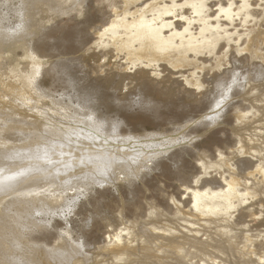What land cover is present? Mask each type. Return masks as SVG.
Instances as JSON below:
<instances>
[{
	"label": "bare ground",
	"instance_id": "obj_1",
	"mask_svg": "<svg viewBox=\"0 0 264 264\" xmlns=\"http://www.w3.org/2000/svg\"><path fill=\"white\" fill-rule=\"evenodd\" d=\"M74 1L0 0V264H264V250L259 254L254 245L255 239L264 238V229L254 235L238 213L248 200L264 195V96L252 77L248 79L250 74L264 75V0H104L113 2L105 5L109 14L92 27L85 49H97L103 62L109 57L120 60L119 77L109 73L120 78L123 91L132 83L126 70L141 76L138 98L150 101L146 93L157 85L162 90L165 82L166 92L203 90L210 111L202 118L217 116L221 105L238 95L230 130L234 144L229 148L238 159L232 161L233 156L219 149L213 161L200 156L195 166L201 172L179 185L180 199L168 198L171 212L149 206L143 219L117 222L114 216L115 222L106 220L108 231L90 251L75 232V219L68 227L67 215L81 188L90 192L85 190L89 185L126 177L135 190L133 179L148 176L151 170L142 172L159 165L167 172L160 159L176 161L191 140L183 142L187 129L180 132L182 143L178 136L153 131L142 137L128 129L118 133L121 119L102 112L94 99L96 86L86 83L87 78L79 81L81 76L76 78L68 65L54 63L52 48L40 53L33 29L54 23L57 7L69 13ZM41 76L48 77L47 87ZM123 91L121 96L127 94ZM112 98L102 104L116 100ZM165 114L157 113L153 120ZM141 116L151 119L143 112ZM211 169L221 171L217 178L210 176ZM64 172L68 176L55 178ZM53 176L54 181L48 179ZM56 217L63 223H52Z\"/></svg>",
	"mask_w": 264,
	"mask_h": 264
},
{
	"label": "rangeland",
	"instance_id": "obj_2",
	"mask_svg": "<svg viewBox=\"0 0 264 264\" xmlns=\"http://www.w3.org/2000/svg\"><path fill=\"white\" fill-rule=\"evenodd\" d=\"M91 1H92V3H91ZM97 1L100 2L101 0H94V1L93 0H75L73 3L74 6L69 10V13L65 12V10H67L65 7L64 8L63 7L62 8L57 7L54 11L55 15L53 17L56 22L54 21V23H52L53 25L49 24L50 27L48 24H46V26L48 28L46 26H43L44 28L41 26L42 28L33 29V25L29 24V25H31V27L29 26L30 27L29 29H33V31H34L33 33H35L34 38H35V41H37V42H35V45L37 47H40V53L46 55L47 51H45L44 48H52V52H50V54L53 53L54 54L53 57L56 58L54 63H56L59 66L68 65V67H70V70L75 73V76L78 74L77 76L79 79L81 76V79L79 81L82 80V77H83V79L87 78L88 81L86 79V83H88L92 88H95V86H96V88L93 89L94 91L96 90L95 92L97 93L95 95L96 97H94V99L96 101V104H98L102 107V112L104 114H106L107 116H109L108 114H110V116H113V117L116 116V117H119L121 119L120 121H117V129H118V131H121V132H118L116 130L118 133H123L125 131L124 132L125 134L128 132H130L129 134L137 133V135L135 134L136 136L142 137L143 133L145 131H153V132H157L160 136L162 133L164 136L171 137L174 135L173 137H177V136L179 137V135H181L180 132L182 133V131H183L186 134L187 133L186 129H187V130H189L187 135L191 137V136H193V133H194V136L197 137V139L195 137L194 138L191 137L192 139H190V137H188L186 135L187 138L186 139L183 138V142H185V141L187 142L188 139L191 140L190 142H188V144L190 145V146L189 145L188 146L190 148H188V150L179 159L176 160V158L173 157V160H176V161H172V159H168L169 157H167V156L163 157L162 160L160 159L161 163L168 166L167 172L163 173L162 170L160 169L161 165H159L155 168L153 167L150 169H146L145 172H142V174L143 173L146 175L149 174L148 175L149 177L148 176L142 177V175L139 174L140 176H137L136 179L132 180V184L135 185L134 188H136L135 190L132 189V185H130L131 183L129 181H127L128 183H126V180H128L126 177H124V178L119 177V179L117 177L116 179L109 180L108 183L93 184V186L89 185L87 187V189H85V190H89V191L91 190L90 192L83 191V188H81V190H80L81 193H80V195L77 196L78 197L77 204H76L75 208L67 215L68 216L67 218H69V220H70V225L68 227H71L73 225V222L75 219L74 224L77 225L75 228V232L77 234L78 233L80 234V236L82 237V240L85 242V245H86L85 249L88 248L87 249L88 251L92 250L93 247H95V245H97V243L101 242L102 238L105 236L104 233H106L108 231V229L105 226L107 223L106 220H111V221L115 222L114 216L117 217V222H120V218L122 220L121 222L125 221L126 219H132L134 217L138 220L143 219L144 214L147 211L149 206L154 207V209L157 212H164V213L171 212L172 209L170 208V206L168 204V198L173 195L175 198L180 199L183 190L181 189V187L179 185L182 183H185V182L189 183L194 175H197L201 172V169L197 168V166H195V162L197 159L200 158V156H203V157L206 156L207 160L213 161V160H215L216 155H217L216 152L219 149V151L223 150L221 152H224L223 153L224 155H226V156L228 155V157L233 156L232 161H236L238 159L234 156L235 153L232 152L233 150L229 149L234 144L233 135H232L233 131H230V130H231V128L233 130V116H232L233 112L232 111H233L234 107H236L238 105V103H237L238 95H237V97H234L233 99H228V101L226 100L223 107L221 105V109L218 112L219 114L217 116H211V117L206 116V117L202 118V116H200L201 114L204 115L205 111L206 112L210 111V107H208L205 104V101H204L205 98L203 97V95H204L203 90L201 92L192 93V94H189L187 92L185 93L182 91L166 92V91H164V89H165V86L168 84V82L164 81L167 84L165 85V83H163L165 85L162 88L163 91L159 90L160 85H157L158 87L154 86L156 90L153 89L152 91L149 92V94L146 93L147 97L149 96L147 99L150 98L149 99L150 101H147L145 98H142V97L138 98V96H136L139 93V91H141L143 88L142 83L140 82L142 80H139V79H141V76H139L138 74L135 75V73L130 72V71H133L132 69H130V70H126V71L129 73V75H131V76H128V80L131 79L130 81H132V83L128 89L123 91L121 86H119L120 84H118V82H121L120 78H118V77H119V74H121V72H122V64H120V60L114 61V60H112V59H114L113 57L112 58L109 57L108 59H106V62L105 61L103 62L101 60V56H100L99 52H97V49H95L94 47H91L92 50H86L85 49L89 45L88 44L89 40H91V38L93 37V33L91 32L92 27L95 26V28H96L97 24L100 25L103 21L106 20L108 14H109V7L112 5L111 3H113L114 1L116 3L119 2V0H111L113 2L109 1L110 3L109 2L106 3L104 0H102L101 3L99 4V2H97ZM103 1L105 3H102ZM106 4H108L110 6L108 8H106V6H105ZM101 7H103V8H101ZM102 12L104 13L103 15H102ZM12 21H13V19H12ZM38 31H41V33H39V35H38L40 37V39H38L39 37L36 36ZM80 31H82V32H80ZM79 34H80V36H79ZM78 42H79V46H78ZM62 54H65L66 57L60 58L59 55H62ZM46 59L49 60L50 58L47 57ZM66 62L68 64H66ZM245 69H246V67L243 70H245ZM113 71H115V73L116 72L119 73L118 75H117V73L115 74L116 76H118L117 78H114L115 75H112ZM109 72H111L112 74ZM77 76H76V78H77ZM250 76L252 77V79H250ZM114 79L115 80L117 79V80L115 81ZM133 79L134 80L138 79L139 81L137 80L134 82ZM147 79H149V78H147ZM246 79H247V76H246ZM248 79H250L252 84H256V87H259V90L258 89L257 90L259 92H261L264 96V75L253 78L252 74H250V75H248ZM254 79H255V81H254ZM41 80H42L41 84H43L45 87H47L50 83L47 76H44V78L41 76L39 81L41 82ZM90 80L92 81V83ZM112 80H114L115 83ZM83 81H81V82H83ZM147 81H149V80H147ZM201 81H204L203 76L201 77ZM93 82H95L94 86H92ZM110 82H112V83H110ZM136 82H137V85L135 87ZM253 82H255V83H253ZM84 83H85V81H84ZM139 83H141V84H139ZM122 91L125 93L127 92L126 95L125 94L123 95L124 97L121 96ZM160 91L163 93H161ZM241 91L242 90H240V92ZM158 92H160V93H158ZM171 92H174L175 96H174V94H171ZM157 93H158V95H157ZM167 93H169V94H167ZM130 94H132L133 96L131 95V97H130L129 96ZM160 94H161V96H160ZM164 94H166V95H164ZM182 94L184 96L183 98L181 97ZM111 96L113 98L114 97L116 98V100L110 101L112 103V105H111V103H105L107 105L102 104V102H106V100L109 97L111 98ZM135 96H136V99L134 100ZM196 96H198V97H196ZM132 97H133V100H131ZM166 97L171 98V99L168 100V98H166ZM165 98H166V102H165ZM197 99H198V101H197ZM191 100L193 103L190 102ZM230 100H231V103H230ZM234 100H236V102ZM43 102L48 103L49 100L47 101L46 99H44ZM117 102L119 104L121 103V105H119ZM158 102H159V104H158ZM113 104L115 107L113 106ZM122 104H123V106H122ZM125 105H127V106L125 107ZM178 105H180V107ZM194 105H196V106H194ZM104 106H106V107L109 106V107L106 108ZM121 106H122V108L124 107L123 110H122ZM185 106L187 109L185 108ZM103 107H104V109H103ZM177 107H178V110H177ZM189 107H191V108H189ZM100 108L98 109L99 111L101 110ZM110 108H112V109H110ZM115 108H117V109H115ZM126 108H128V109H126ZM204 108H206V110H204ZM105 109H108V110H105ZM196 109H198V110L196 111ZM202 109L204 110V112ZM189 110H190V112H189ZM123 111L126 114H124ZM191 111H193V112H191ZM112 112H114V113H112ZM131 112H133V113L135 112V115L132 114ZM141 112L145 113L146 116L148 115V118H151V119L148 120V119L144 118L143 116H141ZM197 112L199 113V115H197ZM99 113H101V112H99ZM119 113H121V114L119 115ZM150 113H154V116L157 115V113L158 114H160V113L165 114L166 113L165 114L166 116L164 117L165 119L162 118L161 120H159V119L153 120L154 116L151 115ZM192 113L194 115H192ZM129 114H131V115H129ZM195 114H196V116H195ZM167 116H170V118H172V119L169 118V121H168ZM188 117H191V120L193 119V121H191L192 123H189L190 121L188 122V120H190V118H188ZM135 118H137V119L135 120ZM129 119H131V120H129ZM133 120H135V121H133ZM146 120H148V121H146ZM176 121H178V123ZM154 122L156 124H154ZM140 124L141 125L143 124L142 125L143 128L141 127ZM138 125H140L139 127L142 129H140L138 127ZM179 125L180 126L182 125V127L179 128ZM170 126H171V128L174 126H177V128L176 127H174V128H176L177 130H179V129L180 130L177 131L175 129V131H174L173 130L174 128H173V129H171V130H173V132H172V131H170ZM127 129H128V132H127ZM134 130H136V131H134ZM171 132H172V134H170ZM174 132H177V133H174ZM191 133H192V135H191ZM179 138H180L179 142H181V140H182L181 136ZM191 143L192 144L194 143V144L192 145ZM128 144H130V143H128ZM206 144H208V145H206ZM199 148L201 150L203 148H205V149H203V151H204L203 154L201 153L202 151ZM193 149H195V152L193 151ZM197 153H199V154H197ZM184 155H187V158ZM183 156H184V158H182ZM188 157H190L189 158L190 160L188 159ZM179 160H181V161H179ZM180 162H181V164H180ZM174 163H177L178 165L174 164ZM149 170H151V171L149 172ZM217 170L214 169V171H213V169H211L209 171V174H211L210 176L213 177V175H214L213 178H217L216 177V176H218L217 173L221 172L219 170L217 172ZM147 171L149 172L148 174L146 173ZM114 172H117V170H115ZM114 172L112 171L111 175H113ZM66 174L67 173H65V172L62 175L61 174H55L56 177L53 176V178L50 177L48 179L54 181V177L56 179L59 177V176L57 177V175H60L63 178V177L68 176ZM68 174H69V172H68ZM185 174H187V175H185ZM163 177H164V179L165 178L166 179L164 180ZM176 177H178V178L176 179ZM121 179H123V180H121ZM115 180H116V182H115ZM143 181L145 184L143 183ZM169 181H171V182H169ZM142 183H143V185H142ZM163 183H164V185H163ZM106 184H108L109 186ZM110 184H111V186H110ZM113 185H115L116 188H114ZM117 188H118V190H117ZM113 190H116V191H113ZM119 190H120V192H117ZM106 191H108V192H106ZM112 192H113V194H112ZM116 193H119V194H116ZM151 196H152V198H151ZM247 203H249V204H247ZM247 203L244 207L241 208L242 210L240 209L238 211V213L242 217V219H241L242 224H244L245 222L248 223L247 224L248 227H250L253 230L254 235H255L257 230H261V228L264 229V195H262V196L258 195L256 197V199L253 198L251 200H248ZM261 203H262V205H261ZM259 207H261V208H259ZM119 213H120V216H122V217L119 216ZM124 218H126V219H124ZM51 221H52V223H55L56 226H58V224L60 222L63 223L58 217H56V219L55 218L52 219ZM75 236H77V235H75ZM257 239H255L254 245H255L257 252L259 254H261L264 250V241H263L264 238L258 237Z\"/></svg>",
	"mask_w": 264,
	"mask_h": 264
}]
</instances>
